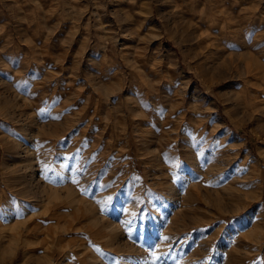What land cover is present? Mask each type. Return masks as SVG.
<instances>
[{"label": "rangeland", "instance_id": "374dc122", "mask_svg": "<svg viewBox=\"0 0 264 264\" xmlns=\"http://www.w3.org/2000/svg\"><path fill=\"white\" fill-rule=\"evenodd\" d=\"M0 264H264V0H0Z\"/></svg>", "mask_w": 264, "mask_h": 264}, {"label": "bare ground", "instance_id": "6f19581e", "mask_svg": "<svg viewBox=\"0 0 264 264\" xmlns=\"http://www.w3.org/2000/svg\"><path fill=\"white\" fill-rule=\"evenodd\" d=\"M249 67V66H248ZM250 68V67H249ZM29 70V69H28ZM251 70V69H250ZM249 71V70H248ZM251 74V73H250ZM252 77V76H251ZM256 80H257V78H256ZM6 81V80H5ZM14 90V89H13ZM18 94V93H17ZM21 94V93H20ZM14 95H15V93H14ZM19 97H21V96H19ZM13 99V98H12ZM14 101V100H13ZM12 105V104H11ZM13 106V105H12ZM21 111V110H20ZM23 113V112H22ZM9 116V115H8ZM33 118V117H32ZM8 119V118H7ZM26 119V118H25ZM30 119H31V117H30ZM33 120V119H32ZM28 127V126H27ZM36 139V138H35ZM35 141H37V140H35ZM39 141V140H38ZM33 143V142H32ZM36 143L37 142H35V145H36ZM18 147V146H17ZM20 149V148H19ZM161 154V153H160ZM25 177V176H24ZM16 191V190H15ZM94 207V206H93ZM89 210V209H88ZM100 215H102V214H100ZM99 215V216H100ZM101 217V216H100ZM106 226V225H105ZM35 233V232H34ZM18 237V236H17ZM250 237H251V235H250ZM17 252H18V248L16 247L14 250H13V255L15 256L16 254H17Z\"/></svg>", "mask_w": 264, "mask_h": 264}]
</instances>
